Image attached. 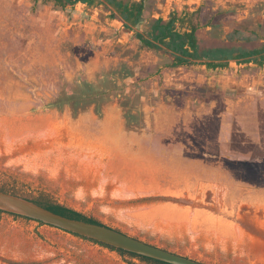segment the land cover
Here are the masks:
<instances>
[{"label":"rangeland","instance_id":"obj_1","mask_svg":"<svg viewBox=\"0 0 264 264\" xmlns=\"http://www.w3.org/2000/svg\"><path fill=\"white\" fill-rule=\"evenodd\" d=\"M123 1L144 2L132 29L102 0H0V182L204 264H264V66L169 68L135 35L178 12L201 51L256 50L264 0ZM121 67L141 128L126 127L120 97L101 116L46 107ZM0 264L145 263L0 213Z\"/></svg>","mask_w":264,"mask_h":264},{"label":"trees","instance_id":"obj_2","mask_svg":"<svg viewBox=\"0 0 264 264\" xmlns=\"http://www.w3.org/2000/svg\"><path fill=\"white\" fill-rule=\"evenodd\" d=\"M44 3L52 2L54 6L65 8L66 6H74L77 3L92 6L96 0H42ZM109 7L117 13L124 21V26L128 29L136 27L142 21V12L144 2H128L123 0H104ZM183 14L178 12L171 13L167 22L162 19H157L151 26L149 31L144 33L136 32V38L140 42L141 48L155 51H163L169 53L173 58L172 61L166 65L169 68H177L184 66H191L194 64L205 65L207 69H224L228 66L229 60L242 61L244 63H254L259 66H264V44L261 48L252 51H226L223 49L205 50L201 51L197 44L196 32L199 29L195 23H192L188 32L180 33L175 29L177 22H182ZM187 14H184L186 16ZM234 35L239 36L240 32L235 31ZM244 38V37H243ZM246 39V38H244ZM131 74L126 68L121 67L117 71L102 72L97 78L96 82H78L70 89H64L55 99L46 105L47 108L61 111L68 108L73 117H76L82 112H85L90 107L93 108L97 116H101L104 106L113 102L117 97H120L121 106L125 109L124 119L128 129H139L140 122L138 121V113L133 114L129 108L136 104V99L131 96L123 94V84H118L122 80L130 77ZM118 77V78H117ZM128 109V110H127ZM13 185L8 181L0 182V191L14 196L21 197L27 201H31L55 214L60 216L83 221L95 225H102L97 220L87 217L86 215L64 205L47 194L38 193L36 195L25 193L15 187V179H10ZM0 213H5L16 218L18 215L10 214L0 210ZM38 225H45L41 222L34 221ZM48 226V225H47ZM52 227V226H49ZM54 228V227H52ZM57 229V228H56ZM118 231V230H116ZM67 233V232H66ZM74 237L91 242L100 247L106 248L120 255L121 257H128L131 259H138L145 264H167L158 260L140 256L121 249H116L102 243L92 241L90 239L80 237L68 233Z\"/></svg>","mask_w":264,"mask_h":264},{"label":"water","instance_id":"obj_3","mask_svg":"<svg viewBox=\"0 0 264 264\" xmlns=\"http://www.w3.org/2000/svg\"><path fill=\"white\" fill-rule=\"evenodd\" d=\"M0 210L41 222L64 232L78 235L116 249H121L167 264H204L190 257L149 244L107 226L95 225L60 216L31 201L1 191Z\"/></svg>","mask_w":264,"mask_h":264},{"label":"flooded vegetation","instance_id":"obj_4","mask_svg":"<svg viewBox=\"0 0 264 264\" xmlns=\"http://www.w3.org/2000/svg\"><path fill=\"white\" fill-rule=\"evenodd\" d=\"M104 1V0H103ZM105 3V2H104ZM107 4V3H106ZM114 11V10H113ZM115 13V12H114ZM115 14H117V13H115Z\"/></svg>","mask_w":264,"mask_h":264}]
</instances>
